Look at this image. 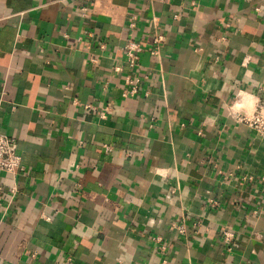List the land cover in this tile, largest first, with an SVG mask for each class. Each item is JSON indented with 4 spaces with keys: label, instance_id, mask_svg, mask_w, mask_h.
Segmentation results:
<instances>
[{
    "label": "crops",
    "instance_id": "1",
    "mask_svg": "<svg viewBox=\"0 0 264 264\" xmlns=\"http://www.w3.org/2000/svg\"><path fill=\"white\" fill-rule=\"evenodd\" d=\"M262 98L264 0H0V264H264Z\"/></svg>",
    "mask_w": 264,
    "mask_h": 264
},
{
    "label": "built area",
    "instance_id": "2",
    "mask_svg": "<svg viewBox=\"0 0 264 264\" xmlns=\"http://www.w3.org/2000/svg\"><path fill=\"white\" fill-rule=\"evenodd\" d=\"M90 0H85L88 3ZM82 10L86 12L88 6L82 7ZM163 40L162 36H158L155 39V43H160ZM106 47L105 43L100 44V48L104 49ZM123 51L125 53L126 63L133 69H137L139 66L140 52L142 51V45L135 39H130L124 45ZM92 61L96 62V58ZM131 84L130 78H127V84ZM136 83H140V80L136 78ZM137 84L133 85L131 89L125 92V95H134L137 93ZM91 105H87L90 108ZM106 112L102 111L100 116L105 117ZM239 120L246 122L250 127H252L256 133L264 137V98L259 99L250 115L239 116ZM109 148V147H107ZM22 155L18 150V143L16 138L3 133L0 131V172L7 173H18L23 170ZM181 232H185L184 227L179 228ZM226 239L231 237L230 233H225Z\"/></svg>",
    "mask_w": 264,
    "mask_h": 264
}]
</instances>
